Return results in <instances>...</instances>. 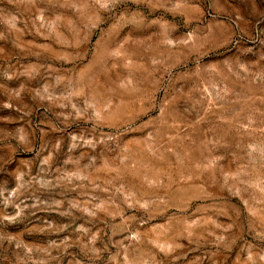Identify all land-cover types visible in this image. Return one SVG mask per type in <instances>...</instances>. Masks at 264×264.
<instances>
[{
    "label": "rangeland",
    "instance_id": "obj_1",
    "mask_svg": "<svg viewBox=\"0 0 264 264\" xmlns=\"http://www.w3.org/2000/svg\"><path fill=\"white\" fill-rule=\"evenodd\" d=\"M0 264H264V0H0Z\"/></svg>",
    "mask_w": 264,
    "mask_h": 264
}]
</instances>
